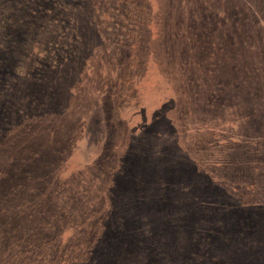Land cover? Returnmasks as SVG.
<instances>
[{
    "label": "rangeland",
    "instance_id": "rangeland-1",
    "mask_svg": "<svg viewBox=\"0 0 264 264\" xmlns=\"http://www.w3.org/2000/svg\"><path fill=\"white\" fill-rule=\"evenodd\" d=\"M93 1L0 0V264H264V86L157 8L235 0Z\"/></svg>",
    "mask_w": 264,
    "mask_h": 264
},
{
    "label": "trees",
    "instance_id": "trees-1",
    "mask_svg": "<svg viewBox=\"0 0 264 264\" xmlns=\"http://www.w3.org/2000/svg\"><path fill=\"white\" fill-rule=\"evenodd\" d=\"M107 3L109 2L96 0L89 4L90 11L94 12L91 17L96 22H100V15L107 11ZM136 5L137 11L141 4ZM150 6L153 7L149 4L148 7ZM118 7L122 9L124 17L131 11L124 4H119ZM157 8L158 15L163 13L161 15L165 28L177 31L184 38L178 46L209 48L219 56V52L223 51L220 58L213 57L211 60L217 70L222 71V77L227 79L226 90L251 101L256 86H264V82H261L264 80V43L259 40L264 38L261 36L264 34V0L255 3L248 0L184 3L168 1L162 6L158 4ZM88 22L92 24L91 20ZM102 33L97 30L94 36V47L100 50V61L101 54L105 53L101 50L105 44H98L97 38ZM110 57L107 55L103 59Z\"/></svg>",
    "mask_w": 264,
    "mask_h": 264
}]
</instances>
